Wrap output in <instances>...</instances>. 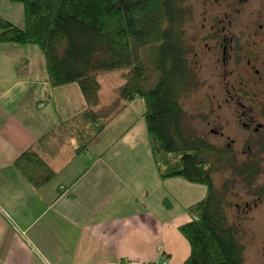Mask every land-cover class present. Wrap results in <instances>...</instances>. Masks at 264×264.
<instances>
[{
    "label": "trees",
    "instance_id": "trees-1",
    "mask_svg": "<svg viewBox=\"0 0 264 264\" xmlns=\"http://www.w3.org/2000/svg\"><path fill=\"white\" fill-rule=\"evenodd\" d=\"M10 1L21 3L24 26L0 18V41L37 45L50 85L77 83L86 102L76 124H63L52 136L63 142L75 131L79 133L73 136L78 142L75 153L84 151L108 121L107 114L96 109L97 76L124 69L118 100L136 96L143 100L159 176L182 177L207 189L205 197L186 207L190 220L178 227L190 246L182 264H246L239 226L227 213L231 181L219 188L214 178L217 165L230 160L210 156L206 151L213 145L186 127L181 95L194 78L184 40L187 8L182 0ZM116 104L115 113L121 108ZM83 123L90 124L86 132ZM13 165L34 189L56 174L32 147L22 151ZM234 170L250 180L259 167L248 161Z\"/></svg>",
    "mask_w": 264,
    "mask_h": 264
},
{
    "label": "crops",
    "instance_id": "crops-1",
    "mask_svg": "<svg viewBox=\"0 0 264 264\" xmlns=\"http://www.w3.org/2000/svg\"><path fill=\"white\" fill-rule=\"evenodd\" d=\"M1 43L0 64L12 68L7 76L0 72V264H182L190 246L178 227L190 220L186 207L192 203L172 204L152 154V182L137 167L138 178L128 184L124 169L107 162L114 154L104 134L115 115L80 153L76 137H69L75 139L72 148L69 138L59 142L52 134L63 124L72 126L86 107L83 95V105L69 100L74 95L78 101L81 91H11L18 81L33 78L17 74V63L28 59L11 54L15 43ZM129 102L121 100L118 112ZM134 123L130 120L124 133ZM81 126L86 132L90 124ZM30 147L56 173L39 189L13 165Z\"/></svg>",
    "mask_w": 264,
    "mask_h": 264
},
{
    "label": "rangeland",
    "instance_id": "rangeland-1",
    "mask_svg": "<svg viewBox=\"0 0 264 264\" xmlns=\"http://www.w3.org/2000/svg\"><path fill=\"white\" fill-rule=\"evenodd\" d=\"M208 3H210V6L212 5V8L221 7L225 9L227 6L232 7L230 4L240 8V13L236 16V22L238 24L264 23V0H182L183 6L188 10L191 9L195 13L192 19L189 16L184 26V40L189 53L188 61L195 74L193 83L181 95V103L186 111V127L188 130L204 137L207 136L206 114H209V119H212L213 122L219 125L218 114H221L222 117L225 116L226 119L229 116L227 110H225L223 115V110L218 109L216 105L214 106V111H208V104L216 103V99L219 100L220 98H224V96L222 95L220 97L217 94L218 91H209L210 86L214 89L221 86L217 81L206 78V74L209 71L207 64L204 66L205 62L203 59H195L193 55V52L197 49V45H195L191 34L194 30L195 23L196 28L201 25L200 14L204 8L208 7ZM0 17L8 19L20 27L24 26L23 7L19 2L0 0ZM1 44L11 45L12 43L2 42ZM11 47L14 48L11 52L12 55H19V57L23 55L28 59V62H25L26 60L23 59L20 63H17V74L21 76L27 74V76L33 78L18 81V84L11 91H81L77 83H69L56 87L50 85L44 58L37 45L15 43ZM196 60H198V63L195 62ZM11 68L9 64H0V72L5 76L8 75ZM124 72V69H117L103 72L97 76V81L100 84L99 106L97 104V108L107 114L104 115L106 120H109V117L116 112V103L118 102L120 104L117 89L124 81L122 75ZM2 83L4 84L1 86L5 88L7 86L5 85V81L3 80ZM213 93L215 94L213 95ZM113 95H115V99L112 97ZM68 96L74 106L76 104L79 106L83 105L82 94H80L78 101V97L75 101L74 95ZM111 98L113 99L111 100ZM142 106L143 100L139 96L134 97V100L131 99L127 108L115 113V118H113L114 123L111 124V127L104 134L112 142V147L108 151L115 156L107 158V162L113 164L112 167L114 168L119 164L124 169L128 178L123 170L121 173L128 184L133 183L132 179L138 178L139 170L137 167L145 169V177L149 180L148 183L152 182L151 178L153 174L150 172L154 170V164L145 119L141 114ZM84 109L85 107H82L76 114L80 115ZM49 110L52 111V108L50 107ZM130 120H134L135 123L133 127L124 133L123 128ZM224 125L227 127V130L233 129L230 134L233 136L235 134L239 138L238 144L242 145L243 137L238 134L241 131L235 121L230 118L229 123H224ZM77 134L79 133H75L74 131L72 133L70 132L68 136L73 137ZM125 136H127V139H125ZM206 138L210 142L216 141L213 137L207 136ZM74 143V138L68 139L69 147L72 148ZM123 154L125 157H123ZM115 161L118 163H115ZM245 162L248 161L241 159V157L229 162L221 161L217 165L218 170L214 178L219 188L227 180L231 181L229 184L230 188L227 191V200L229 202L227 213L229 219L239 226V235L244 245L245 263L264 264V153L261 154L260 159L256 160V164L260 170L253 180L244 179L234 170L235 167H241ZM156 181L154 182L156 183ZM160 185L162 189H166L169 192L170 196L168 199L177 208L187 202L190 204L202 199L205 197L207 191L205 185L189 182L182 177L165 178L162 180V183L160 181ZM197 185L202 188L197 187ZM188 187H191V190ZM256 195H260L261 200L254 205L257 199ZM246 202L251 207L243 209L244 203ZM236 203H239V208L235 206Z\"/></svg>",
    "mask_w": 264,
    "mask_h": 264
},
{
    "label": "flooded vegetation",
    "instance_id": "flooded-vegetation-1",
    "mask_svg": "<svg viewBox=\"0 0 264 264\" xmlns=\"http://www.w3.org/2000/svg\"><path fill=\"white\" fill-rule=\"evenodd\" d=\"M230 5L232 7L222 9L212 8L208 3L200 14L201 25L196 28L195 23L191 34L197 45L193 52L195 59H203L204 66L207 64L209 69L206 78L217 81L221 86L216 89L210 86L209 91H218L220 97L224 96L216 99V103L208 104V111H214L216 105L223 110V115L225 110L229 113L227 119L217 115L220 125L206 114V135L216 139L214 143L204 137L213 145V150L207 149L206 152L222 160L228 158L232 161L241 157L256 163L264 153V23L238 24L236 16L240 8ZM187 15L186 22L195 13L187 9ZM192 74L194 77L193 68ZM230 118L241 131L238 134L243 137L242 145L238 144L239 138L235 134H230L233 129L227 130L224 125ZM257 174H253L250 180ZM256 196L254 205L261 200L260 195ZM235 206L239 208L240 205L236 203ZM248 207L250 204L244 203L243 209Z\"/></svg>",
    "mask_w": 264,
    "mask_h": 264
},
{
    "label": "built area",
    "instance_id": "built-area-1",
    "mask_svg": "<svg viewBox=\"0 0 264 264\" xmlns=\"http://www.w3.org/2000/svg\"><path fill=\"white\" fill-rule=\"evenodd\" d=\"M152 264H158V263H152ZM163 264H166V261H164Z\"/></svg>",
    "mask_w": 264,
    "mask_h": 264
}]
</instances>
